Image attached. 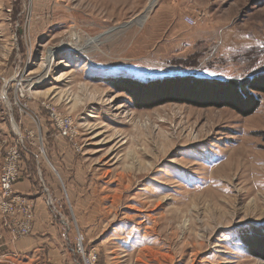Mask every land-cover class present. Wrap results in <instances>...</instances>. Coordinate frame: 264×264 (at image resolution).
Segmentation results:
<instances>
[{
    "label": "rangeland",
    "instance_id": "1",
    "mask_svg": "<svg viewBox=\"0 0 264 264\" xmlns=\"http://www.w3.org/2000/svg\"><path fill=\"white\" fill-rule=\"evenodd\" d=\"M37 196L68 264H264V0H0V264Z\"/></svg>",
    "mask_w": 264,
    "mask_h": 264
},
{
    "label": "crops",
    "instance_id": "2",
    "mask_svg": "<svg viewBox=\"0 0 264 264\" xmlns=\"http://www.w3.org/2000/svg\"><path fill=\"white\" fill-rule=\"evenodd\" d=\"M30 171L32 174L17 186L18 190L28 195L39 191L35 173L31 168ZM36 198H38V221L34 234L31 238L16 243L12 248L25 257L24 261L28 264H66L68 260L65 258L67 246L64 243V231H56V228L52 227L50 217L44 209L42 197Z\"/></svg>",
    "mask_w": 264,
    "mask_h": 264
},
{
    "label": "trees",
    "instance_id": "3",
    "mask_svg": "<svg viewBox=\"0 0 264 264\" xmlns=\"http://www.w3.org/2000/svg\"><path fill=\"white\" fill-rule=\"evenodd\" d=\"M133 82L142 84L141 82H138V81H133ZM252 82L253 81H243L241 83H236V82H230L229 81V82H220L218 84L213 83L212 85H214V86H211L210 84H205V85H210V87H207V88L208 89L211 88V89H209L210 91H208L207 89H203V92H204V94H208V95L209 94H215L218 97L225 100L226 102H227L226 99H228V98H230V99L233 98V101L236 99L239 101L238 102L239 104L237 103L238 106H240V103L243 105V102L246 104L250 103V106H248L247 108L253 110L257 106L256 100L258 101V98L255 95L251 94L250 92L260 90V88ZM132 85L133 86H142V85H138L135 83H132ZM169 88L173 89L174 87H173V85H171ZM173 90H174L173 96H175L176 94H179V91H177L175 89H173ZM179 95H181V94H179ZM153 97H155V100H157V98H159V97L163 98V96H159V97L153 96ZM169 98H172V96L170 95ZM173 98H175V97H173ZM209 98H210V100H213V97L209 96ZM152 100H154V99H152ZM257 235H258V238L262 241V245H260V247H259V250H261L260 253H264V236L256 233V236ZM256 246H258V245L254 244L252 247H256Z\"/></svg>",
    "mask_w": 264,
    "mask_h": 264
},
{
    "label": "built area",
    "instance_id": "4",
    "mask_svg": "<svg viewBox=\"0 0 264 264\" xmlns=\"http://www.w3.org/2000/svg\"><path fill=\"white\" fill-rule=\"evenodd\" d=\"M189 24H193V21L191 19H187V21ZM66 125H70L71 124V120L69 122H65ZM12 170L15 169V165H13V168H11ZM15 179H14V175L12 173L8 174L5 176V178L3 180H1V184H2V187L4 188H10L12 187L13 183H14ZM19 232H22V231H19ZM81 251V249L79 250ZM88 261V260H87ZM86 264H90V262H87Z\"/></svg>",
    "mask_w": 264,
    "mask_h": 264
},
{
    "label": "bare ground",
    "instance_id": "5",
    "mask_svg": "<svg viewBox=\"0 0 264 264\" xmlns=\"http://www.w3.org/2000/svg\"><path fill=\"white\" fill-rule=\"evenodd\" d=\"M155 4H156V1H151L148 8L151 9ZM139 21H141V19H139Z\"/></svg>",
    "mask_w": 264,
    "mask_h": 264
}]
</instances>
